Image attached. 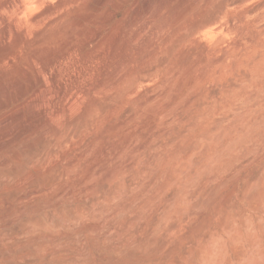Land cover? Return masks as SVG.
Masks as SVG:
<instances>
[{"label":"rangeland","instance_id":"obj_1","mask_svg":"<svg viewBox=\"0 0 264 264\" xmlns=\"http://www.w3.org/2000/svg\"><path fill=\"white\" fill-rule=\"evenodd\" d=\"M76 1L62 23L93 20L62 63L52 30L0 64V264H264V6L199 72L202 39L183 21L222 0Z\"/></svg>","mask_w":264,"mask_h":264},{"label":"bare ground","instance_id":"obj_2","mask_svg":"<svg viewBox=\"0 0 264 264\" xmlns=\"http://www.w3.org/2000/svg\"><path fill=\"white\" fill-rule=\"evenodd\" d=\"M103 1L104 0H94L92 7L93 8L99 7V5ZM247 1L248 0H224V1L222 0L213 10L211 11L207 10V12L203 13L202 16L199 17L198 19L194 21H190V24H189V21H183V23L190 25L192 30L199 34L198 37L196 35L192 36L193 39H195V41L202 39L201 41H199V45H200V47L198 46L199 53H196L198 51H195L196 54H199V57L197 56L198 57L197 60L195 57L196 62L193 66L199 72L204 68L206 64L209 65L211 63H219L224 60L222 52L218 50V48L216 50H214L213 48L214 45L218 44L219 36L222 37L226 35H232V34L237 35L238 34L237 39H239L238 36H240V34L243 33V30H244L243 28H245L241 23H242V20H245V19L251 21L250 25L252 27L253 25H256V26L261 25L259 21V14L257 13V11H259L260 8L264 6V1L257 3V5H255L254 7L247 6L245 4ZM76 2L79 3V1H76V0H57L56 2H53V3H51L50 0H7L4 3V8L10 11L12 18H9L11 20L9 22H5V25H3V28L0 29V64H8L10 66H14L17 63L16 61H18L17 60L18 58L17 47L24 46L27 49L28 47L26 46H29L27 45V43L30 41L34 43V47L36 48V51H37V49L40 46H43L42 43L45 41L48 35L51 36L50 34L52 33V30L57 31V33H60V34L63 33V36H61L62 38L59 39V45L62 48V50H60L59 52H52L51 50L48 56L49 63H59V64L62 63L61 61L66 57V54L74 49L75 39L83 36V33L85 31L83 27L84 22L85 21L90 22L93 20L91 13L87 12V14L86 15L83 14L81 18H78V19L76 18V20L72 22L74 24L71 25V27L70 26L67 27L65 26L67 24L64 25V23H62L66 20V18L64 20V17H66L65 13H67V10H69L70 8L72 9L73 6L75 7L76 4L79 5ZM143 5L144 7L148 8L149 6L148 0H144ZM234 9H237L239 11L237 12L236 16L233 17V14H231V10L233 11ZM69 12H72V11L69 10ZM110 15L111 13H109L108 15H104L102 18L106 20L107 18L110 17ZM263 30H260V32ZM91 31L87 35V40L89 39V36L94 35L96 30L91 29ZM255 31L257 32V29ZM27 34L28 36L30 35L29 38L30 37L31 38L26 43ZM9 38L13 39V42L15 45L11 48L10 47L8 48L5 46L6 40H8ZM240 42L241 40L235 39V42H234V45H236L235 48L236 47L241 48V46H243L242 44H240ZM152 44L154 45V43ZM174 44L175 43H173L172 45ZM172 45L170 46L173 47ZM32 50L33 48L28 52L29 55L28 54L27 55L29 56L30 60L35 62L34 60H36L37 58L36 57L37 53L35 50L33 51ZM53 50L55 49L53 48ZM101 52L103 53L105 52V50L102 48L100 53ZM183 59H185V57ZM183 59H181L182 60L181 63L184 62ZM130 63L128 62V64ZM39 66H41V68L40 70H38V75L39 76L41 74L49 75L52 85L57 87V89L59 90L58 88L59 81L57 77L58 74L56 75L54 72L50 71V68L47 66L46 67L44 65L43 66L39 65ZM121 71L120 70L117 71L118 73L117 76H114L115 74L113 75L114 77L112 78V80H110L111 83H115V82L117 83L116 80H117V77L121 75L122 73ZM22 72L24 73V75H27V72L24 69H22ZM82 72L84 74L88 73L87 67L82 69ZM68 74L69 72H67V75ZM148 75L149 74H143V75L137 76L135 79V82L139 81L143 83L145 80H148ZM94 85L95 83H92V82L88 83L85 89H82L80 91V97H83V96L85 97L86 95H88ZM46 94H49V92L47 91ZM40 95L36 96V98L34 97L35 101H39V99L41 98ZM67 104L66 103L62 104V108L64 110L68 107ZM109 105L110 103L104 104L103 106H99V107L101 110L104 111L105 109L108 110ZM83 115H84V109H81L79 115H77L78 119L76 120L73 119L72 121H69L67 122V124H65V132L67 133L74 132L78 124L80 125V123L81 124L83 123L81 120L83 118ZM123 123H124V119H121L119 122V126Z\"/></svg>","mask_w":264,"mask_h":264}]
</instances>
